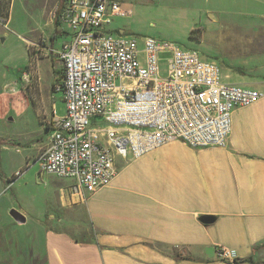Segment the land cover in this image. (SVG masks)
I'll return each instance as SVG.
<instances>
[{
  "label": "crops",
  "instance_id": "obj_1",
  "mask_svg": "<svg viewBox=\"0 0 264 264\" xmlns=\"http://www.w3.org/2000/svg\"><path fill=\"white\" fill-rule=\"evenodd\" d=\"M50 9L48 0H43L42 23L29 30L31 37L26 40L27 62L19 68L18 78L9 80V58L3 56L1 46L13 33L12 9L9 18L3 17L0 1V98L22 92L20 79L26 67L37 59L40 73L46 61L52 72L47 95L40 77L28 100L19 99L23 106L19 115L33 110L48 139L46 122L55 106L52 84L57 61L49 49H58L72 38L69 26L61 21L56 40H51L56 28ZM41 37L51 43L42 48V56L33 58L30 46ZM63 37L65 41L57 46ZM47 143L42 140L31 148L34 157L27 156V164L35 162ZM116 167L118 175L112 183L84 203L71 197V181H64L54 191L53 215L41 224L44 252L33 249L30 255L16 249L19 259L23 257L19 264H224L217 258L221 247L236 251L239 264H264V96L233 112L225 149H192L174 142L137 160L117 158ZM205 218L214 222L205 224ZM3 238L8 240L6 235Z\"/></svg>",
  "mask_w": 264,
  "mask_h": 264
},
{
  "label": "built area",
  "instance_id": "obj_2",
  "mask_svg": "<svg viewBox=\"0 0 264 264\" xmlns=\"http://www.w3.org/2000/svg\"><path fill=\"white\" fill-rule=\"evenodd\" d=\"M130 15L114 0H68L61 21L72 38L49 49L63 73L54 93L61 95L65 114L59 117L52 107L48 143L35 163L42 175L71 181L69 192L78 202L112 183L117 158L137 160L174 142L192 149L227 148L233 112L264 96L223 81L221 67L197 50L152 37L140 45L107 29L114 18ZM37 62L20 79L30 91L40 82ZM217 258L238 264L236 251L224 247Z\"/></svg>",
  "mask_w": 264,
  "mask_h": 264
},
{
  "label": "rangeland",
  "instance_id": "obj_3",
  "mask_svg": "<svg viewBox=\"0 0 264 264\" xmlns=\"http://www.w3.org/2000/svg\"><path fill=\"white\" fill-rule=\"evenodd\" d=\"M42 1H1L5 9L3 17L9 18L12 9L10 31L14 34H9L1 46L3 56L9 58L10 64L6 63L11 75L9 80L17 79L19 68L27 62L26 40L31 37L29 30L42 23ZM58 1L48 0L49 7H53L50 17L54 16V19ZM118 1L125 10L131 11V15L113 19L107 29L114 36L123 32L120 36L137 39L140 45H143L145 37H152L172 42L184 50H197L203 59L210 56L208 61L221 67L223 81L262 90L264 0ZM192 30H196L195 37L191 35ZM63 41L65 37L58 41L57 46ZM49 43L51 40L41 37L37 44L30 46L31 56H42V48ZM54 64L55 69L60 70L59 62L55 61ZM167 72V62L162 61L161 76H166ZM40 77L42 92L47 95L52 72L46 61L40 66ZM20 88L22 92L19 94L0 98V143L6 142L0 144V264L22 263L23 257L19 259L16 249L23 253L29 251L30 255L33 249L44 252V228L41 224L45 225L53 215L56 205L54 191L64 186L63 182L66 181L53 175L44 178L38 163L26 162L27 156L34 157L31 148L42 140L47 141L48 137L33 110L19 115L23 109L19 99L27 101L30 95L25 85L21 84ZM53 103L57 115L63 117L65 103L59 93L54 95ZM97 125L104 124L94 123V126ZM20 170H23L21 177L10 182ZM12 210L25 215L27 223L18 225L11 216ZM5 235L7 241L3 238Z\"/></svg>",
  "mask_w": 264,
  "mask_h": 264
},
{
  "label": "trees",
  "instance_id": "obj_4",
  "mask_svg": "<svg viewBox=\"0 0 264 264\" xmlns=\"http://www.w3.org/2000/svg\"><path fill=\"white\" fill-rule=\"evenodd\" d=\"M64 1L65 0H61V2H60V5H59V8H58V10L56 11V13H55V20H54V23H55V28H56V30H55V33L53 34V36L51 37V40L52 41H55L56 40V38H57V35H58V32H59V27H60V25H61V13H62V11H63V8H64ZM195 31L196 30H192V33H191V35H192V37H195V36H193L194 34H195ZM54 74H55V78H54V81H53V84H52V92L54 93V88H55V85H56V83H58V82H60L61 80H62V78H63V73H62V71L61 70H57V69H55L54 68ZM59 74V75H58ZM49 127L47 126V129H48ZM4 143H6V142H4V141H2L1 142V144H4ZM14 181V179H12L10 182H13ZM248 261H250V259H244L243 260V262H248ZM241 262V260H239L238 259V264ZM254 264H261V263H259V262H256V263H254Z\"/></svg>",
  "mask_w": 264,
  "mask_h": 264
},
{
  "label": "water",
  "instance_id": "obj_5",
  "mask_svg": "<svg viewBox=\"0 0 264 264\" xmlns=\"http://www.w3.org/2000/svg\"><path fill=\"white\" fill-rule=\"evenodd\" d=\"M11 216L12 218L15 220L16 223L23 225L27 222V218L25 215H23L22 213L18 212L17 210H12L11 211ZM205 224H210L214 222V219L212 218H205L204 221Z\"/></svg>",
  "mask_w": 264,
  "mask_h": 264
}]
</instances>
